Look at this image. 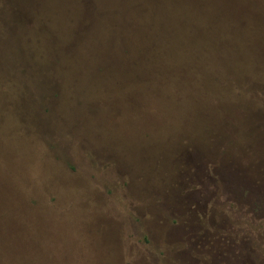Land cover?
I'll list each match as a JSON object with an SVG mask.
<instances>
[{
	"label": "rangeland",
	"instance_id": "obj_1",
	"mask_svg": "<svg viewBox=\"0 0 264 264\" xmlns=\"http://www.w3.org/2000/svg\"><path fill=\"white\" fill-rule=\"evenodd\" d=\"M0 264H264V0H0Z\"/></svg>",
	"mask_w": 264,
	"mask_h": 264
}]
</instances>
